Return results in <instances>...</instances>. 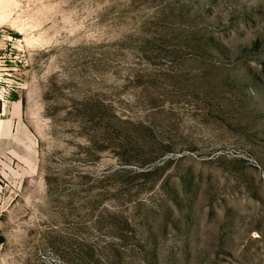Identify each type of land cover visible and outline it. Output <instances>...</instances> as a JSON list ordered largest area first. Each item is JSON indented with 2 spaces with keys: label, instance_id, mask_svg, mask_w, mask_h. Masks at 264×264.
<instances>
[{
  "label": "rangeland",
  "instance_id": "374dc122",
  "mask_svg": "<svg viewBox=\"0 0 264 264\" xmlns=\"http://www.w3.org/2000/svg\"><path fill=\"white\" fill-rule=\"evenodd\" d=\"M0 264H264V0H0Z\"/></svg>",
  "mask_w": 264,
  "mask_h": 264
}]
</instances>
